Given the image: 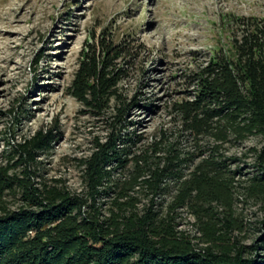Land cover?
I'll return each mask as SVG.
<instances>
[{
    "label": "trees",
    "instance_id": "16d2710c",
    "mask_svg": "<svg viewBox=\"0 0 264 264\" xmlns=\"http://www.w3.org/2000/svg\"><path fill=\"white\" fill-rule=\"evenodd\" d=\"M231 21L229 51L193 75L191 98L150 137L129 120L139 102L120 92L119 62L142 45L109 36L82 50L69 91L106 135L77 160L80 192L39 175L57 126L10 148L0 264H264V22Z\"/></svg>",
    "mask_w": 264,
    "mask_h": 264
},
{
    "label": "rangeland",
    "instance_id": "374dc122",
    "mask_svg": "<svg viewBox=\"0 0 264 264\" xmlns=\"http://www.w3.org/2000/svg\"><path fill=\"white\" fill-rule=\"evenodd\" d=\"M241 17L264 22V0H0V166L12 146L57 126L53 149L38 159L39 175L80 192L77 160L106 135L69 91L82 50L109 36L142 45L119 62L127 71L120 92L139 102L129 120L150 137L170 126L175 102L191 98L193 75L229 51L231 20ZM239 207L252 222L262 218L253 204Z\"/></svg>",
    "mask_w": 264,
    "mask_h": 264
}]
</instances>
